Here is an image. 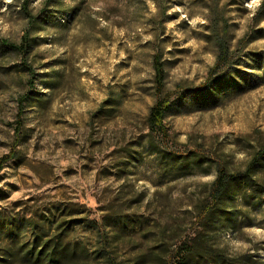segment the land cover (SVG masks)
<instances>
[{
    "label": "rangeland",
    "instance_id": "rangeland-1",
    "mask_svg": "<svg viewBox=\"0 0 264 264\" xmlns=\"http://www.w3.org/2000/svg\"><path fill=\"white\" fill-rule=\"evenodd\" d=\"M50 3L29 1L41 18L28 51L34 84L15 147L16 98L28 89L27 73L0 42V156L17 150L0 170V230L28 240L29 216L62 218L69 237L89 251L84 264H104L99 247L128 263L172 244L174 235H190L216 162L242 168L262 139L264 0ZM25 23L20 0H0V38L17 42ZM223 23L239 64L203 91L198 84L215 60ZM155 51L172 96L169 136L150 142ZM194 150L203 160L193 159ZM244 194L250 198H235L238 227L220 233V241L230 254L264 259V198Z\"/></svg>",
    "mask_w": 264,
    "mask_h": 264
},
{
    "label": "trees",
    "instance_id": "trees-1",
    "mask_svg": "<svg viewBox=\"0 0 264 264\" xmlns=\"http://www.w3.org/2000/svg\"><path fill=\"white\" fill-rule=\"evenodd\" d=\"M29 1L20 0V11L26 23L19 40L13 42L0 38L3 45L20 56L27 73L28 89L16 98L17 119L13 127V147L21 138V114L33 87L35 75L27 56L33 31L38 26L41 15L32 11ZM50 4V0H45L46 8ZM259 12L258 8L257 13ZM262 14L264 16V10ZM215 41V60L208 68L204 81L198 84V89L203 91L221 77L223 71L239 64V56L235 55V49H231L228 43L226 23H223L221 32L215 35ZM239 41L240 39L237 42ZM151 62L155 99L145 121L150 142L154 136L160 139L169 136L165 113L170 108L172 96V92L163 89L165 69L159 51L152 54ZM248 83L255 85L257 82ZM243 87L239 85V89ZM258 133L262 135V139L257 141V146L242 168L231 170L221 161L216 162L215 176L208 185L207 193L195 204L194 230L190 235L181 238L174 235L172 244L138 253L128 263L114 260V256L105 247L96 250L97 257L102 258L104 264H264V259L258 258L254 253H228L227 247L219 237L220 233L224 234L238 227L237 218L242 215V211L235 204L237 195L242 194L245 198H250L244 194L245 190L249 189L252 196L264 198V176L261 175L264 171V130ZM16 154L17 150L13 148L1 155L0 170L4 163L16 157ZM190 155L195 161L203 160L195 150L191 151ZM5 218L3 216V219ZM27 222L30 228L28 240L20 239L14 231L0 230V264H84L89 259L86 246L69 237V221L62 218L53 219L51 216H29Z\"/></svg>",
    "mask_w": 264,
    "mask_h": 264
}]
</instances>
